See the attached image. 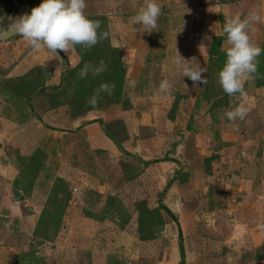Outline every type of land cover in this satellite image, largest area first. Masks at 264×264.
<instances>
[{
  "label": "rangeland",
  "instance_id": "rangeland-1",
  "mask_svg": "<svg viewBox=\"0 0 264 264\" xmlns=\"http://www.w3.org/2000/svg\"><path fill=\"white\" fill-rule=\"evenodd\" d=\"M145 2L86 0L109 33L90 49L53 58L19 35L0 40V264H178L181 248L184 264H264V85L245 83L250 111L229 121L241 99L209 53L223 51L226 19L252 11L262 48L264 0H157L151 33L130 23ZM40 3L0 0V28ZM177 50L207 84L177 72ZM101 60L107 73L89 72L80 104V67ZM119 65L118 93L92 108Z\"/></svg>",
  "mask_w": 264,
  "mask_h": 264
},
{
  "label": "clouds",
  "instance_id": "clouds-1",
  "mask_svg": "<svg viewBox=\"0 0 264 264\" xmlns=\"http://www.w3.org/2000/svg\"><path fill=\"white\" fill-rule=\"evenodd\" d=\"M86 0H42L38 6L31 9L30 14L25 13L16 18H10L12 23L8 28H0V40L9 38L11 35H19L33 51L47 50L53 58L60 56V53H68L75 50L79 45L84 49H90L100 41L107 39V31L100 32L101 21L90 19L86 13ZM162 15V7L157 0H146L144 6L140 7L137 13L130 17L133 26H139L138 30L151 33L158 27V19ZM261 20L260 15L252 11L246 17L241 18L235 15L226 19L223 26V33L226 41L223 51L225 62L218 72V83L223 92L230 96L240 97L238 106L232 107L225 112L229 121L237 119L244 120L250 109L247 107L248 96L245 90V83L256 78L259 59L262 49L252 40L250 31L252 25ZM178 60L176 61L177 72L182 77H187L192 86L207 84L205 76L206 69L199 63L193 64L191 60H185L177 50ZM183 62V63H182ZM107 70L103 60L99 66L85 63L78 73L81 79L87 78L89 72L98 76ZM136 81H130L128 86L135 88ZM185 87L188 84L184 83ZM171 83L163 80L159 84L161 93H168L171 90ZM115 84L102 83L88 99L87 103L96 108L101 93L111 96Z\"/></svg>",
  "mask_w": 264,
  "mask_h": 264
},
{
  "label": "trees",
  "instance_id": "trees-1",
  "mask_svg": "<svg viewBox=\"0 0 264 264\" xmlns=\"http://www.w3.org/2000/svg\"><path fill=\"white\" fill-rule=\"evenodd\" d=\"M93 17H95V16H93ZM97 17V16H96ZM90 19H93V18H90ZM93 20H96V19H93ZM217 41H219V38L217 39H214V41L212 42V43H214V42H217ZM262 49H264V43H262ZM79 50V49H78ZM80 51V50H79ZM212 56L214 55V56H216V57H214V58H216L215 60H214V62H216V66H217V68H218V72L221 70V68L223 67V65H224V62H225V53H224V51H219L218 50V48H213L210 52H209ZM95 54V53H94ZM83 56V55H82ZM81 56V57H82ZM95 58H97V57H95ZM258 59H259V65H258V72H257V75H258V84L259 85H264V51H262V53H261V55L258 57ZM80 69H82L81 67H80ZM121 71H122V67L119 65L115 70H113V72L111 73V75H108V76H106V79H108V78H111L112 80H115L116 81V86H115V92L116 93H118V86L121 84L120 82H121V75H122V73H121ZM67 72H69V71H67ZM70 73V72H69ZM106 73H107V71H106ZM67 75H69V74H67ZM91 75L90 74H88V76H87V78L88 77H90ZM90 79H87L86 81H85V79H81V78H77V80L73 83V84H75L76 86H77V88H79L78 90H79V92H76V98H78V97H80L79 98V102H80V104H82V102H83V98H84V96L86 95V93L85 92H87V91H85L86 90V88L88 87L87 86V84L88 83H92V81H89ZM105 83H107V82H105ZM91 86H92V84H91ZM56 88H58V86L56 87H53L52 89H56ZM42 91V89H40L39 91H37V92H41ZM37 92H35L34 94H37ZM30 94L31 93H28V98L30 97ZM77 101V102H78ZM106 132V134L114 141V138L112 137V135L111 134H108V131H105ZM146 162H148V161H146ZM56 199V198H55ZM56 201V200H55ZM57 202V201H56ZM161 208L163 209V211L167 214V215H169V216H171L172 217V215H171V213H170V211H169V209L166 207V206H161ZM62 207L60 206L59 207V209H56V211H55V215H56V217H57V219L61 216V214H62ZM184 252H183V249L181 248V250H180V260H179V262H178V264H184V254H183Z\"/></svg>",
  "mask_w": 264,
  "mask_h": 264
}]
</instances>
